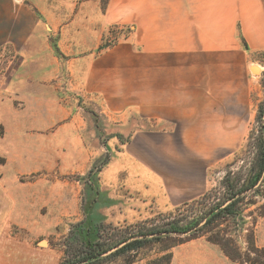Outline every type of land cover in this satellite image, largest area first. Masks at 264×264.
Wrapping results in <instances>:
<instances>
[{
    "label": "crops",
    "instance_id": "0c3cea01",
    "mask_svg": "<svg viewBox=\"0 0 264 264\" xmlns=\"http://www.w3.org/2000/svg\"><path fill=\"white\" fill-rule=\"evenodd\" d=\"M114 24L131 37L102 47ZM2 44L17 53L0 87L4 137L23 133V109L42 108L59 81L77 85L130 134L101 170V192L116 190L128 214L165 212L201 197L209 169L248 134L264 0H0Z\"/></svg>",
    "mask_w": 264,
    "mask_h": 264
},
{
    "label": "rangeland",
    "instance_id": "374dc122",
    "mask_svg": "<svg viewBox=\"0 0 264 264\" xmlns=\"http://www.w3.org/2000/svg\"><path fill=\"white\" fill-rule=\"evenodd\" d=\"M132 31L111 25L101 45L124 42ZM237 38L244 42L238 28ZM252 75L259 81L248 134L209 169L205 193L169 211L135 214L124 212L116 190L111 198L100 190L101 170L130 134L117 132L100 102L59 81L42 108L23 109L22 134L4 137L0 126V264H16L3 260L13 254H23V264H69L66 248L79 238L110 243L130 235L142 239L137 251L109 249L76 264H166V253L170 264H264V74Z\"/></svg>",
    "mask_w": 264,
    "mask_h": 264
},
{
    "label": "trees",
    "instance_id": "16d2710c",
    "mask_svg": "<svg viewBox=\"0 0 264 264\" xmlns=\"http://www.w3.org/2000/svg\"><path fill=\"white\" fill-rule=\"evenodd\" d=\"M261 169V168H260ZM225 209H229V206L225 207ZM177 229V227H171L170 229H165V232H169L170 230ZM161 232L159 230L155 231V233ZM153 233V232H152ZM144 235L145 233H140ZM140 235H130V236H123L120 239L107 243L104 241H100L99 239L91 240L79 238L77 239L76 243L73 242L72 245L66 248V253L70 254L71 257L68 259L69 264H76L82 262H92L96 260L98 257H102L101 255L106 252L107 250L125 242L122 246L117 248L116 250L108 253V255H114L119 253H132L133 251H137L142 246V239L137 237ZM136 237L135 239H132ZM153 238L156 240L161 239V236L154 235ZM131 239V240H130ZM129 240V241H128ZM130 257V255H128ZM166 264H170L171 254H165Z\"/></svg>",
    "mask_w": 264,
    "mask_h": 264
},
{
    "label": "built area",
    "instance_id": "2783aa9c",
    "mask_svg": "<svg viewBox=\"0 0 264 264\" xmlns=\"http://www.w3.org/2000/svg\"><path fill=\"white\" fill-rule=\"evenodd\" d=\"M16 58L17 53L15 50L6 44L0 45V87L7 78Z\"/></svg>",
    "mask_w": 264,
    "mask_h": 264
},
{
    "label": "bare ground",
    "instance_id": "6f19581e",
    "mask_svg": "<svg viewBox=\"0 0 264 264\" xmlns=\"http://www.w3.org/2000/svg\"><path fill=\"white\" fill-rule=\"evenodd\" d=\"M252 66V65H251ZM254 71H258V72H261L262 74H264V64H260V63H255L253 65V68H252ZM41 243H44V242H41Z\"/></svg>",
    "mask_w": 264,
    "mask_h": 264
},
{
    "label": "water",
    "instance_id": "95a60500",
    "mask_svg": "<svg viewBox=\"0 0 264 264\" xmlns=\"http://www.w3.org/2000/svg\"><path fill=\"white\" fill-rule=\"evenodd\" d=\"M261 74H262V73H261ZM135 238H136V237H134V238H132V239H135ZM130 240H131V239H130ZM128 241H129V240H128ZM42 242L46 243L45 241H42ZM123 244H125V242H122L121 244H119V245H117V246L111 248L107 253H110V252L116 250L117 248H119V247L122 246Z\"/></svg>",
    "mask_w": 264,
    "mask_h": 264
}]
</instances>
